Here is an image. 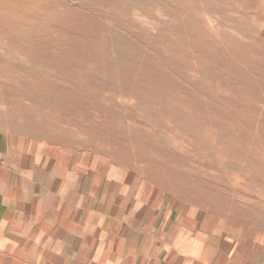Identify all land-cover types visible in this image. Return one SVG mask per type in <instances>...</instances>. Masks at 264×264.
Instances as JSON below:
<instances>
[{"label":"rangeland","instance_id":"rangeland-1","mask_svg":"<svg viewBox=\"0 0 264 264\" xmlns=\"http://www.w3.org/2000/svg\"><path fill=\"white\" fill-rule=\"evenodd\" d=\"M0 132L264 239V0H0Z\"/></svg>","mask_w":264,"mask_h":264},{"label":"crops","instance_id":"crops-1","mask_svg":"<svg viewBox=\"0 0 264 264\" xmlns=\"http://www.w3.org/2000/svg\"><path fill=\"white\" fill-rule=\"evenodd\" d=\"M0 264H264V239L215 240L156 193L0 132Z\"/></svg>","mask_w":264,"mask_h":264}]
</instances>
